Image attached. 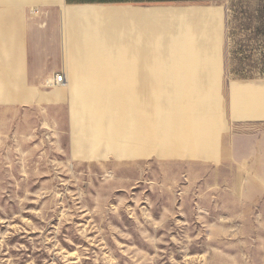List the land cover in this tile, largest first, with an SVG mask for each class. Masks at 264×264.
Listing matches in <instances>:
<instances>
[{"label":"rangeland","instance_id":"obj_1","mask_svg":"<svg viewBox=\"0 0 264 264\" xmlns=\"http://www.w3.org/2000/svg\"><path fill=\"white\" fill-rule=\"evenodd\" d=\"M163 8L66 10L70 69L49 12L39 80L3 64L0 264H264V177L230 95L264 82L239 78L264 74L245 69L262 65L264 0ZM11 17L1 64L27 31L4 37ZM61 71L67 91L45 83Z\"/></svg>","mask_w":264,"mask_h":264},{"label":"crops","instance_id":"obj_2","mask_svg":"<svg viewBox=\"0 0 264 264\" xmlns=\"http://www.w3.org/2000/svg\"><path fill=\"white\" fill-rule=\"evenodd\" d=\"M146 1L150 2V5L145 9L139 8L138 4H142ZM2 0V3L8 4L9 6L0 7V14H9L11 18L1 19L3 22V26L5 30L3 32L4 37H12L14 36V30L12 25L15 27L18 26L20 32L25 30L24 27L27 28L26 33L21 35L19 40L20 48L17 50V53L13 51H6L8 56L13 60L11 62L0 63V72L3 69V64L8 65L14 64V68L16 70L19 69L21 72L20 76L26 79H30V83H35L39 80V69L42 68L41 61L42 58L38 57V44L41 42L38 41L37 35L41 32L45 34L44 30L37 31L36 28V17L47 16L50 13L61 12V51H62V59L64 61V66L68 65L69 69L72 66V57L73 51L67 49L68 43L71 44L70 37L68 34L67 27L64 21L68 18V13L66 10H74L81 7H121V8H138L139 9V19L147 18V19H159L162 15V11L166 10L163 7L165 6H178L181 5H194L196 3H207L210 0ZM214 1H243V0H214ZM248 1H259V0H248ZM10 2V3H9ZM113 4H123L128 5L125 6H115ZM113 5V6H108ZM148 8L150 14H148ZM167 8V7H166ZM34 14V15H32ZM26 15V16H25ZM29 16V17H27ZM51 15L49 16V18ZM41 18V17H40ZM11 26V27H10ZM1 28V27H0ZM254 31L253 37L258 41L259 48H263L262 52V65L257 68V66H246L245 69H264V25H260ZM19 32V31H18ZM21 34V33H20ZM19 35V33H18ZM20 37V36H19ZM17 38V36H16ZM45 43V42H44ZM70 50V51H69ZM69 51V52H68ZM46 52V50H45ZM75 52V51H74ZM78 52V51H77ZM76 52V53H77ZM16 53V54H15ZM42 53V52H41ZM78 55V54H77ZM66 57L68 58V63L66 61ZM79 57V56H77ZM14 62V63H13ZM11 65V66H12ZM54 64L50 65L52 69ZM48 68V66H47ZM5 70H8L6 67ZM65 73V71H63ZM65 76L66 73H65ZM5 78L7 80L6 75H0V80ZM52 78V77H51ZM51 78H47L45 83L51 81ZM264 80V74H261L259 77L256 76H245V78L241 79L242 81H254V80ZM68 85V76H67V84L64 85V91H67ZM230 89V95L232 98L234 96H238V104L240 107V120L242 122V136H243V144H242V152L244 155V165L245 168L249 167L255 173H251L250 177H264V82L261 85H253L249 87H242V85L237 84L232 86ZM55 97H58V95ZM52 99V98H51ZM248 155L250 156L248 158Z\"/></svg>","mask_w":264,"mask_h":264},{"label":"built area","instance_id":"obj_3","mask_svg":"<svg viewBox=\"0 0 264 264\" xmlns=\"http://www.w3.org/2000/svg\"><path fill=\"white\" fill-rule=\"evenodd\" d=\"M65 81H66V76L64 75L62 71L59 73L53 74V84L54 85H59Z\"/></svg>","mask_w":264,"mask_h":264},{"label":"bare ground","instance_id":"obj_4","mask_svg":"<svg viewBox=\"0 0 264 264\" xmlns=\"http://www.w3.org/2000/svg\"><path fill=\"white\" fill-rule=\"evenodd\" d=\"M63 72V71H62ZM64 73V72H63ZM64 75H65V73H64ZM54 85L53 84V78H51V81L48 83V85ZM67 84V76H66V81L65 82H63V83H61V84H59L60 86H64V85H66Z\"/></svg>","mask_w":264,"mask_h":264},{"label":"trees","instance_id":"obj_5","mask_svg":"<svg viewBox=\"0 0 264 264\" xmlns=\"http://www.w3.org/2000/svg\"><path fill=\"white\" fill-rule=\"evenodd\" d=\"M144 1H146V0H144ZM154 1H156V0H154ZM239 78H240V79H243V78H245V76H240Z\"/></svg>","mask_w":264,"mask_h":264}]
</instances>
